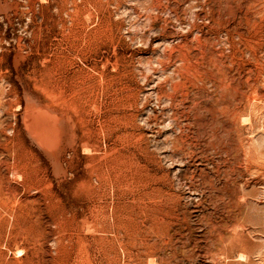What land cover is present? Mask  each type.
Returning a JSON list of instances; mask_svg holds the SVG:
<instances>
[{
	"label": "rangeland",
	"instance_id": "374dc122",
	"mask_svg": "<svg viewBox=\"0 0 264 264\" xmlns=\"http://www.w3.org/2000/svg\"><path fill=\"white\" fill-rule=\"evenodd\" d=\"M0 264H264V0H0Z\"/></svg>",
	"mask_w": 264,
	"mask_h": 264
}]
</instances>
